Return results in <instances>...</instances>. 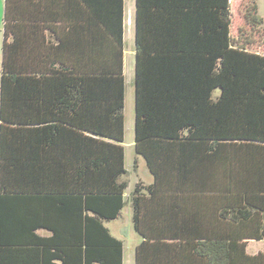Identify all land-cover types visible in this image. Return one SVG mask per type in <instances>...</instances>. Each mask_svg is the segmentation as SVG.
Segmentation results:
<instances>
[{
    "label": "trees",
    "instance_id": "16d2710c",
    "mask_svg": "<svg viewBox=\"0 0 264 264\" xmlns=\"http://www.w3.org/2000/svg\"><path fill=\"white\" fill-rule=\"evenodd\" d=\"M136 6L135 264H264V56L230 0ZM124 7L5 0L0 264H124Z\"/></svg>",
    "mask_w": 264,
    "mask_h": 264
},
{
    "label": "rangeland",
    "instance_id": "374dc122",
    "mask_svg": "<svg viewBox=\"0 0 264 264\" xmlns=\"http://www.w3.org/2000/svg\"><path fill=\"white\" fill-rule=\"evenodd\" d=\"M252 0H231V9L233 11V24H232V36L236 38V35L240 32L243 34L250 32V27L246 23V17L249 13L247 8L248 4ZM258 6V18L264 21V0H256ZM3 9V7H2ZM135 12V0H125V16L129 19V36L125 35V58H124V75H125V139L122 143L125 149V168L127 174L125 180L128 181V189L126 190V198L129 199L130 195L135 189L139 180L150 185L153 183V177L151 176L146 162L140 155L136 153L135 148V52H134V26L131 24V19L134 17ZM3 17V11L1 10ZM2 17L0 20V64L2 62ZM261 35H257V43L253 46L259 50L264 51V26L260 29ZM244 37V36H243ZM1 78V74H0ZM1 82V79H0ZM138 161V165L135 168V163ZM130 209V203L124 211L123 219L118 222H113L110 227L116 232V227L125 225L129 230L132 228L131 216L127 210ZM126 235V234H125ZM128 244L125 250L126 261L125 264H135V253L130 250V245L133 243V239L126 237ZM248 245V253L255 255L261 251H264V241H253Z\"/></svg>",
    "mask_w": 264,
    "mask_h": 264
},
{
    "label": "crops",
    "instance_id": "0c3cea01",
    "mask_svg": "<svg viewBox=\"0 0 264 264\" xmlns=\"http://www.w3.org/2000/svg\"><path fill=\"white\" fill-rule=\"evenodd\" d=\"M124 2H125V0H124ZM254 2L256 3V0H252L248 4L247 8L252 7V5H253ZM2 7H3V9H2ZM230 7H231V0H230ZM1 10L3 11V17H2V14H1ZM136 12H137V6H136V0H135L134 17L131 19V24L134 26L133 41H134V52H135V73H136V48H137V43H136V15H137V13ZM4 13H5V0H0V20H1V17H2V48H3V39H4V33H3V31H4V28H3L4 27ZM257 16H258V13H257ZM129 19H130V17L126 18V16H125V7H124V24H125V32H124V58H125V35H126L127 38L129 36V30H128ZM232 19H233V11H232ZM246 23H248L247 18H246ZM232 24H233V21H232ZM247 25L250 27V29H249L250 32L249 33H246V34H243V33H240L241 32V30H240V32L236 35V38L232 36L233 37V40H234V43L236 45H238V44L239 45H246V48H248V51L264 56V51L259 50V49L253 47L257 43V35L263 34V33H261L262 31H260V29L263 28L264 21L262 20V22H261L260 25L259 24H256V26H254V27L252 25H250L249 23ZM231 34H232V27H231ZM247 40L249 42L248 44L246 43ZM2 59H3V52H2ZM134 86H135V76H134ZM125 93H126V89H125ZM142 159L144 160L143 157H142ZM136 163L138 165V161ZM151 176H152V174H151ZM124 178H125V176H124ZM139 181L140 182H143L142 180H139ZM153 181H154V178H153ZM143 183L145 185H149V184H147L145 182H143ZM125 197H126V194H125ZM126 201H127V204H126V207L124 208V210L122 211L121 216L118 219H116V220H113V221H110V222L106 223V225L111 230V233L115 237H117L118 239H121L124 242V264H125V261H126L125 250H126V246L128 244V240L126 239V237H128V238L131 237L133 239V243L130 245V250H133L134 253H135L136 247L142 241V237L136 232V230L134 228V224H133V209H132L131 195H130L129 199L126 198ZM128 203H130V209H128L127 212L131 216L132 228L129 230V228H127L125 225H120V226H117L116 227L117 230L115 232L110 227V224L113 223V222H118L119 220H122L123 219L124 211L128 207Z\"/></svg>",
    "mask_w": 264,
    "mask_h": 264
}]
</instances>
